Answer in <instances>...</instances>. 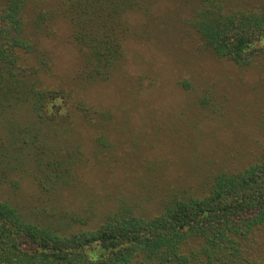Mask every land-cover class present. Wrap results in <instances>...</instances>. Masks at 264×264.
<instances>
[{
  "label": "rangeland",
  "instance_id": "rangeland-1",
  "mask_svg": "<svg viewBox=\"0 0 264 264\" xmlns=\"http://www.w3.org/2000/svg\"><path fill=\"white\" fill-rule=\"evenodd\" d=\"M34 1L51 8L63 0ZM143 4L129 14L122 61L107 78L80 79V53L64 24L42 40L48 61L39 79L66 91L75 117L42 132L36 152L46 164L44 153L58 151L60 170L77 173L71 190L50 197L28 172L16 173V194L0 184V199L39 225L66 235L123 213L149 219L174 199L204 196L214 175L264 160V58L242 66L216 60L180 32L189 17L183 0Z\"/></svg>",
  "mask_w": 264,
  "mask_h": 264
},
{
  "label": "trees",
  "instance_id": "trees-1",
  "mask_svg": "<svg viewBox=\"0 0 264 264\" xmlns=\"http://www.w3.org/2000/svg\"><path fill=\"white\" fill-rule=\"evenodd\" d=\"M144 2L63 0L48 8L34 0H0V124L9 132L6 138L0 129L2 187L16 194L23 180L16 173L28 172L48 197L72 189L77 171L60 170V153L47 158L43 152V164L36 152L46 143L42 132L66 115L75 117L66 91L45 88L39 79L48 61L43 41L64 24L80 53V79L107 78L122 61L129 14L146 8ZM183 4L189 17L180 21V32L199 50L240 66L264 58V0ZM39 169L43 179L35 174ZM22 211L0 199V264H264V160L214 175L204 196L174 199L149 219L123 213L96 229L64 235Z\"/></svg>",
  "mask_w": 264,
  "mask_h": 264
}]
</instances>
